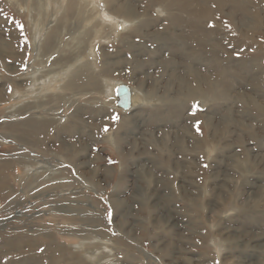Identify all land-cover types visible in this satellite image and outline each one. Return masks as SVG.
Instances as JSON below:
<instances>
[{
    "label": "rangeland",
    "instance_id": "1",
    "mask_svg": "<svg viewBox=\"0 0 264 264\" xmlns=\"http://www.w3.org/2000/svg\"><path fill=\"white\" fill-rule=\"evenodd\" d=\"M98 1L125 23L103 24L91 0H0V41L16 52L0 53V264H264V0L245 17L212 5L201 25L174 24L165 0H128L133 25ZM64 61V82L29 91L41 62L57 74ZM246 68L255 81L215 95Z\"/></svg>",
    "mask_w": 264,
    "mask_h": 264
},
{
    "label": "bare ground",
    "instance_id": "2",
    "mask_svg": "<svg viewBox=\"0 0 264 264\" xmlns=\"http://www.w3.org/2000/svg\"><path fill=\"white\" fill-rule=\"evenodd\" d=\"M10 2H12V3H14L15 4V2H17V0L15 1V0H9ZM85 1V0H84ZM87 1V0H86ZM251 1H253V0H228V2L226 1V0H165V4H166V8H164L165 10H162L161 12L162 13H164V14H166V12H168L167 10H172V9H175V10H177L178 11V13L177 14H175V15H169L171 18V20H173L174 21V24H177V23H179V22H181V15L182 14H188L189 16H190V20H191V23H194V22H196V21H199V24L201 25L202 23H200V20L201 19H203V17H208V15L209 16H211V14H210V12L211 11H213V9L211 8V6L213 5L214 7H215V9L217 10V11H220V10H224L226 7H230L231 8V10H233V12H232V14L230 15V16H233V15H236V13L238 12V13H241L242 15H244L247 11H248V7H249V5H250V3H251ZM261 1V0H260ZM20 2V1H19ZM131 2V1H130ZM130 2L128 1V0H126V3H124L123 5H121V7H117L116 8V6H118L117 5V3H118V0H115L113 3H114V8L116 9V11H119L120 13H122L126 18H128V19H131V21H132V25L135 23V22H137V20L134 18V14H135V12H134V9L132 8V6H131V4H130ZM85 3V2H84ZM91 3H92V5L93 6H95V7H93V8H96V10H98V18L99 19H101V21L103 22V24L104 23H108V24H110L111 26H113L114 28L115 27H118V26H122V24L123 23H125V21H121L120 19H116V18H114V17H112V16H109V15H105V13H104V11L102 10V7L101 6H98V3H99V1L98 0H91ZM17 4V3H16ZM86 4H87V2H86ZM89 4H90V2H89ZM88 4V5H89ZM253 4H256V2L254 1V3ZM70 5H72V4H70ZM74 6V5H73ZM90 7H92L91 6V4H90ZM259 7V6H258ZM21 9V8H20ZM67 10V9H66ZM95 10V11H96ZM250 11H251V9H250ZM67 12V11H66ZM69 13V12H68ZM94 13V12H93ZM95 14V13H94ZM249 15V14H248ZM247 15V16H248ZM94 17V16H93ZM97 17V16H96ZM244 17H245V15H244ZM140 20V19H139ZM248 20V19H247ZM253 20V19H252ZM140 22V21H139ZM127 23V22H126ZM247 23L245 22V20L244 21H241V26H244V25H246ZM197 25H198V22H197ZM146 26V24H141V26H139L138 28H142V27H145ZM247 26V25H246ZM113 28V29H114ZM120 28V27H119ZM112 29V28H111ZM113 33H114V31H113ZM212 34V33H211ZM34 37V46H35V51H37L38 53H39V55H37V57H41V52L43 53V50H45V48L44 47H42L43 46V44L41 43V40H40V38L38 37V33H36L35 34V36H33ZM49 37V36H48ZM52 37V36H51ZM50 37V41L49 42H52L53 41V39ZM47 39V38H46ZM48 40V39H47ZM212 40V39H211ZM45 41V40H44ZM95 41V40H94ZM216 42V41H215ZM51 44V43H50ZM55 45V44H54ZM41 46V47H40ZM58 46V45H57ZM43 49V50H42ZM12 51V50H14V48H13V46L12 45H8V44H6V43H3V41H0V53H2V54H13V55H15L16 54V52H15V50L14 51H12L11 53H9V51ZM93 51V50H92ZM37 53V54H38ZM80 54V53H79ZM91 54H93V53H91ZM175 54H177V53H175ZM179 55V54H178ZM51 56V55H50ZM180 56V55H179ZM62 58H63V56H60L59 57V59H57V60H55L54 61V64H52V65H55V64H57V62H59V63H61V61H62ZM181 58V57H180ZM38 59V61H40L39 59L40 58H37ZM80 59V58H79ZM79 59L77 60V61H79ZM50 60V59H49ZM48 60V61H49ZM70 61V60H69ZM65 62V61H64ZM64 62H62L64 65H63V68L65 67V69H63V68H61L60 70L61 71H59L57 74H52V72L51 71H47V70H45V69H43L44 67L42 66L43 64H45L46 65V63H47V61L46 62H44L43 61V64H41L40 63V65L42 66H40V67H38V69L37 70H35L31 75H29L28 77L30 78V79H32L33 81H32V85H31V87H30V89H29V91H31V93L33 94L34 93V91L36 90V86L37 85H40V81H41V79L42 78H44V77H46L47 76V78H45V79H42V81H41V83H43L44 84V86H46V88L48 89L49 87H51V85L50 84H54V83H56V84H58V81L59 82H64L65 80H66V77L69 75V74H71V72H72V70H73V66H69L68 68H66L67 66V62L68 61H66L65 63ZM39 64V63H38ZM70 64V63H69ZM254 64V63H253ZM257 65H259V64H257ZM257 67V66H256ZM250 68V67H249ZM252 69H253V67H251ZM63 69V70H62ZM228 69V68H227ZM232 69H230V71H231ZM260 70V69H259ZM194 71V70H193ZM192 71V74L194 73ZM229 71V70H228ZM237 70H233V71H231L230 73L229 72H226V76H225V78L224 79H222L223 77H224V75H223V77H222V75H220L219 74V76H221L222 78H219V79H222V80H220V81H222L221 82V84L219 85V86H217L218 88H216V90L217 91H213V92H216V94L215 95H217L218 93H221V95L222 94H225V95H227V93L229 94V96H228V99L227 100H231V94L232 93H234L233 92V90H235V89H238L239 88V86L240 85H244V83H246V81L247 80H249V79H254V81L256 80V78H254L253 77V72H251L250 71V69H248V68H246V69H240V70H238L237 72H236ZM254 71V70H253ZM262 71V70H261ZM45 73H50V74H52V75H48V74H45ZM198 73V72H197ZM195 75V74H194ZM229 77H232L231 79H234L233 77H235V80H233L234 81V83L235 84H233L232 85V80L230 79L229 81H227V79L229 78ZM252 79V80H253ZM106 85H109V84H106ZM216 85V84H215ZM256 85H259V83L258 84H256ZM116 87H120L121 86V84L120 83H117L116 85H115ZM58 87H60V86H58ZM108 87V86H107ZM214 87V86H213ZM211 88V89H214V88ZM216 87V86H215ZM63 88V87H62ZM62 88H60L61 90H62ZM115 89H117V88H115ZM188 89V91H189V93H190V95H192V93H194L195 95L196 94H202V93H200L201 91L200 90H198V89H191V88H187ZM130 90V107H129V109L128 110H124V111H130V110H132L133 111V108H134V111H135V108H136V104H140L141 103V101L139 100V99H137V94H136V92L134 91V90H132V89H129ZM4 91L5 90H0V100H2V98H3V96H4ZM108 92V91H107ZM113 92H114V90H113ZM116 92H117V90H116ZM115 92V93H116ZM16 93V92H15ZM237 93H239V92H237ZM240 94V93H239ZM40 96H42V94L40 95ZM17 98V97H16ZM25 98H31L30 96H28V97H25ZM24 98V99H25ZM37 98V101L38 100H41V99H43L44 97H36ZM21 99H23V98H21ZM120 99V98H119ZM119 100H117V102H118ZM139 102V103H138ZM32 103V102H31ZM28 103L26 102V104H24V105H27ZM29 105V104H28ZM33 105H35V104H33ZM173 105V104H172ZM31 106V105H30ZM175 107H176V105H175ZM14 108H16V107H14ZM19 108V107H18ZM21 108V107H20ZM28 108V107H27ZM17 109V108H16ZM15 109V110H16ZM24 109V108H23ZM36 109V108H35ZM18 110V109H17ZM17 112H21V110L19 111H16V113ZM31 112V111H30ZM10 113V112H9ZM13 113V112H12ZM16 113H15V115H16ZM21 114H22V112H21ZM14 115V116H15ZM18 115V114H17ZM31 115V114H30ZM181 115V114H180ZM33 118V117H32ZM31 118V119H32ZM37 118V117H36ZM180 118H181V116H177V115H175L174 116V118H172L173 120H180ZM29 120H30V118H29ZM39 120V119H38ZM43 121V120H42ZM38 122V121H37ZM50 121H48V123H49ZM52 122V121H51ZM39 124V123H38ZM174 125V124H173ZM31 127V129L33 128L34 129V127L35 126H30ZM41 129V128H40ZM30 130V129H29ZM36 129H34V130H32V131H35ZM44 130V129H43ZM27 131V130H26ZM34 135H37V134H35L34 133ZM118 142L119 143H123L124 142V139H123V141L122 140H119L118 139ZM116 143H117V141H116ZM32 164V163H31ZM29 166H30V164H29ZM37 172V171H36ZM35 175H37L36 173H35ZM147 178H149V175L147 174ZM149 181L147 180V183H148ZM149 185H147L146 187H148ZM139 187V186H138ZM145 188V187H144ZM143 192H145V190L141 187V192L140 191H138V192H135V194L133 195V197H132V200L133 201H135V202H141L142 204H144V202H143V200L142 199H144V194H142ZM187 192V191H186ZM137 193V194H136ZM157 200H158V203L157 204H155V209H158L159 211H165L167 214H170L171 216H172V219L174 218V216L172 215V210L169 208V206H168V204H167V202H165L164 201V197H158L157 198ZM149 201V200H148ZM116 206H117V208L119 209V210H122V212H123V214H125V216H124V218H126V215H127V211L129 210V208H130V206H129V201L127 200V199H120V200H118L117 201V203L115 204ZM114 205V206H115ZM128 215H129V213H128ZM163 219H167V218H163ZM167 220L169 223L172 221L173 223H174V221L173 220ZM165 221V220H164ZM163 221V222H164ZM176 226H177V224H175ZM96 238H94V240H95ZM97 241V240H96ZM100 241V240H99ZM102 241V240H101ZM83 244L84 243H81L79 246H78V248H77V250L78 251H80V252H84L83 251V248H84V246H83ZM96 244H99V243H96ZM27 245V244H26ZM91 245V244H90ZM97 246V245H96ZM95 246V247H96ZM77 252V251H76ZM75 252V253H76ZM79 252V253H80ZM75 258V257H74ZM83 259V258H82ZM171 260H174V263L176 264V263H178V261H177V257H171L170 258ZM81 261V260H80ZM86 261V260H85ZM58 262V261H57ZM84 262V261H83ZM85 264V263H84ZM86 264H88V263H86ZM95 264H97V263H95Z\"/></svg>",
    "mask_w": 264,
    "mask_h": 264
},
{
    "label": "water",
    "instance_id": "3",
    "mask_svg": "<svg viewBox=\"0 0 264 264\" xmlns=\"http://www.w3.org/2000/svg\"><path fill=\"white\" fill-rule=\"evenodd\" d=\"M118 95L120 97L119 105L124 110H128L130 107V90H129V88L126 86L119 87Z\"/></svg>",
    "mask_w": 264,
    "mask_h": 264
},
{
    "label": "snow or ice",
    "instance_id": "4",
    "mask_svg": "<svg viewBox=\"0 0 264 264\" xmlns=\"http://www.w3.org/2000/svg\"><path fill=\"white\" fill-rule=\"evenodd\" d=\"M116 119H119L118 117H116ZM106 131H107V129H106Z\"/></svg>",
    "mask_w": 264,
    "mask_h": 264
}]
</instances>
